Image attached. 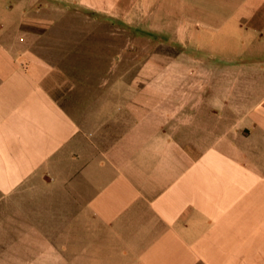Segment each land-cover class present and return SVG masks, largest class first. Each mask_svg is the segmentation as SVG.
Instances as JSON below:
<instances>
[{
    "label": "crops",
    "instance_id": "obj_1",
    "mask_svg": "<svg viewBox=\"0 0 264 264\" xmlns=\"http://www.w3.org/2000/svg\"><path fill=\"white\" fill-rule=\"evenodd\" d=\"M44 5H161L210 76L168 66L76 97L65 61L27 43ZM29 196L65 213L66 264H264V0H0V197Z\"/></svg>",
    "mask_w": 264,
    "mask_h": 264
},
{
    "label": "rangeland",
    "instance_id": "obj_2",
    "mask_svg": "<svg viewBox=\"0 0 264 264\" xmlns=\"http://www.w3.org/2000/svg\"><path fill=\"white\" fill-rule=\"evenodd\" d=\"M120 8L121 13L107 17L77 6L44 5L42 37L27 43L40 46L41 54L49 61H65L76 97L133 92L136 86L129 84V78L147 74L154 75V82L160 81L167 71L171 76L180 71L186 77L195 72L204 82L210 76L209 69L193 68L192 58L188 59L183 44L174 35L181 22L164 20L161 5L149 10L139 6L137 12L135 6ZM55 18L57 23L51 26L50 21ZM199 56L208 60V55L196 54V59ZM178 65L182 67L179 70ZM168 66L170 70L166 71ZM215 73L219 81L226 77V70H215L214 76ZM119 78L121 84L116 83ZM227 87L218 85L223 93ZM81 98H77L78 105L82 104ZM47 202L40 196L0 197V264H66L65 213L49 212L50 208L43 205ZM42 209L47 211L39 212Z\"/></svg>",
    "mask_w": 264,
    "mask_h": 264
}]
</instances>
